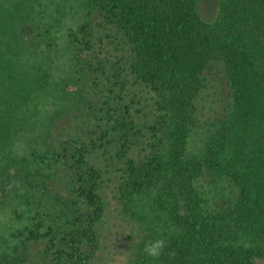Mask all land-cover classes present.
Segmentation results:
<instances>
[{"label": "trees", "instance_id": "16d2710c", "mask_svg": "<svg viewBox=\"0 0 264 264\" xmlns=\"http://www.w3.org/2000/svg\"><path fill=\"white\" fill-rule=\"evenodd\" d=\"M73 1L84 21L56 30L58 0H0L1 88L20 111L8 113L0 169L14 162L24 185L0 264H264V0H219L213 21L199 0ZM111 29L127 58L106 47ZM216 67L224 115L201 124L197 102ZM108 174L142 234L103 248ZM154 239L166 242L155 262L143 252Z\"/></svg>", "mask_w": 264, "mask_h": 264}, {"label": "rangeland", "instance_id": "374dc122", "mask_svg": "<svg viewBox=\"0 0 264 264\" xmlns=\"http://www.w3.org/2000/svg\"><path fill=\"white\" fill-rule=\"evenodd\" d=\"M64 1L61 3L58 0L59 7H61L64 11V15L61 17L60 23L53 25L52 29L59 30L61 28H75L80 22H83L85 19V12L80 9L79 3H75L73 0ZM65 3L66 5L64 7ZM218 7L219 0H199L197 5V11L203 20L213 21L217 16ZM54 8L55 7H53L52 10H54ZM91 18H93V23L100 22V19L95 14L91 16ZM111 30V32L106 31L110 34L109 39L105 40V44L107 45L106 47L116 48L120 54L121 51H124L123 54L127 58L130 55V51L125 45V41L122 38L120 39V36L117 35V32H115V30ZM27 35L28 34H26V36ZM110 42H112L113 44H111ZM1 51L2 49L0 43V140L5 141V139L10 136V133L13 131V127L16 122L15 120L8 118V113L11 115H20V111L13 110L12 108L9 109V107L5 103V93L4 90L1 88L3 76L1 69ZM219 70L221 69L217 67L211 70H207L204 76L205 89L200 93L197 102V117L199 123L201 124L207 123L211 125L217 119L224 115L223 103L227 102L228 91L223 80V74ZM146 91L147 90L142 89V105H149V96H153V94L151 93L150 95H147ZM68 121V118H64L61 122L58 123L59 126L57 127L60 128L66 126ZM206 129L208 128L205 126L195 129L194 133L191 136V142L195 143L197 140H199V138H201V136L203 137V134H205L209 130ZM1 149L4 150L0 142V153H2ZM4 158L5 155H3V160ZM16 164H20V161ZM3 167L7 169L3 170ZM3 167L0 169V171L6 172L7 178L6 176L4 177L5 184L0 189V234H2V232L5 230H10L12 227H20L21 222H19V220L16 218V214L18 216H21L24 213L21 205L19 206L20 199H18L17 196L19 194L20 196H22V199L24 197V185L22 174L21 172L19 173L18 167L15 165L14 162L7 163V161H5ZM115 175L118 176V174L105 175L102 188V195L107 204L106 214L102 222L99 224V233L102 237L103 248L112 246V243L113 245L118 244V242L123 239V236H129V240L127 241H129L130 243H135L137 242V236H141L142 234L139 231L140 227L138 228L136 226V223L131 222L127 214L123 213L121 206L117 201V184L116 180H114ZM21 184L22 195L17 192V188H19ZM211 184V182H208L205 179L201 180L200 182V186L202 187L200 190L205 193L206 199L209 201V204H213L215 201L213 194V186ZM55 188H57V186L52 188L50 187L52 191ZM21 210L23 211V213L21 212ZM23 221H26L25 218L23 219Z\"/></svg>", "mask_w": 264, "mask_h": 264}, {"label": "clouds", "instance_id": "9594fccd", "mask_svg": "<svg viewBox=\"0 0 264 264\" xmlns=\"http://www.w3.org/2000/svg\"><path fill=\"white\" fill-rule=\"evenodd\" d=\"M166 247V242L163 239L149 240L145 243L143 252L146 256L152 259L153 262L158 261Z\"/></svg>", "mask_w": 264, "mask_h": 264}]
</instances>
